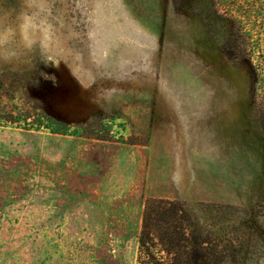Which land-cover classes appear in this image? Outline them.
I'll return each mask as SVG.
<instances>
[{
	"label": "rangeland",
	"instance_id": "1",
	"mask_svg": "<svg viewBox=\"0 0 264 264\" xmlns=\"http://www.w3.org/2000/svg\"><path fill=\"white\" fill-rule=\"evenodd\" d=\"M186 3L0 0V111L39 113L38 69L52 62L68 74L56 109L111 129L98 140L0 126V264H134L147 199L260 200L256 87ZM241 250L238 264H264L261 241Z\"/></svg>",
	"mask_w": 264,
	"mask_h": 264
},
{
	"label": "trees",
	"instance_id": "2",
	"mask_svg": "<svg viewBox=\"0 0 264 264\" xmlns=\"http://www.w3.org/2000/svg\"><path fill=\"white\" fill-rule=\"evenodd\" d=\"M186 5L205 16L212 31L222 33L223 55L247 68L264 125V0H188ZM37 75L34 93L42 110L32 116L20 108L0 111V126L111 140L110 123L103 118L96 120L91 114L69 118L56 109L60 105L56 96L68 74L44 62ZM260 241L264 243V193L246 208L218 203L193 208L178 199L149 198L142 209L134 264H238L241 249L248 253L246 248Z\"/></svg>",
	"mask_w": 264,
	"mask_h": 264
}]
</instances>
